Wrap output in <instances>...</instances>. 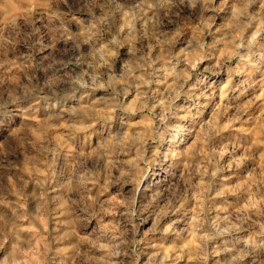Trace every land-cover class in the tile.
<instances>
[{
    "label": "rangeland",
    "instance_id": "rangeland-1",
    "mask_svg": "<svg viewBox=\"0 0 264 264\" xmlns=\"http://www.w3.org/2000/svg\"><path fill=\"white\" fill-rule=\"evenodd\" d=\"M0 264H264V0H0Z\"/></svg>",
    "mask_w": 264,
    "mask_h": 264
}]
</instances>
